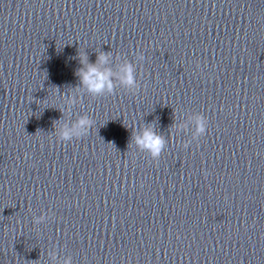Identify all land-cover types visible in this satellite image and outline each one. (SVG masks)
I'll return each instance as SVG.
<instances>
[{"label":"water","instance_id":"obj_1","mask_svg":"<svg viewBox=\"0 0 264 264\" xmlns=\"http://www.w3.org/2000/svg\"><path fill=\"white\" fill-rule=\"evenodd\" d=\"M78 51L136 63L140 87L85 93L71 119L94 125L61 142ZM195 113L208 131L185 149L173 116ZM149 123L158 161L129 145ZM53 245L73 264H264V0H0V264H51Z\"/></svg>","mask_w":264,"mask_h":264},{"label":"clouds","instance_id":"obj_2","mask_svg":"<svg viewBox=\"0 0 264 264\" xmlns=\"http://www.w3.org/2000/svg\"><path fill=\"white\" fill-rule=\"evenodd\" d=\"M135 59L142 62L145 57L143 54H138ZM78 60L81 67L76 70L75 75L79 78V84L73 88L76 90L75 92L62 95L63 107L60 109L62 117L53 122V132L61 142H71L74 139L86 136L94 125L93 119L88 115H80L75 120L71 119L73 107L82 101L85 93L95 98L105 94L111 95L117 87H123L130 92H136L140 87L136 76V63L126 58L121 60L119 57H114L112 51H99L94 63L90 62L87 52L81 53L78 51ZM65 113L69 117L67 120H64ZM62 120L64 122L60 123L59 127H55L56 123ZM170 128L173 130L170 136H178L181 133L187 135L191 132L190 139L182 145L187 149L192 141L198 140L207 133L208 120L200 113L179 120L173 116V124ZM130 144H134L140 152H146L153 160L158 161L168 145V140L155 130L152 123H149L144 124L142 128L136 131H132ZM29 158V154L26 153L25 159ZM47 219L46 214H41L33 217V223L34 225H40ZM47 257L51 264H73L71 255L62 259L58 258L55 245L47 251Z\"/></svg>","mask_w":264,"mask_h":264}]
</instances>
